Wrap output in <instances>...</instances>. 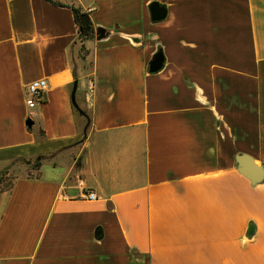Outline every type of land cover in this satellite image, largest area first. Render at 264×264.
Returning a JSON list of instances; mask_svg holds the SVG:
<instances>
[{
  "label": "crops",
  "instance_id": "1",
  "mask_svg": "<svg viewBox=\"0 0 264 264\" xmlns=\"http://www.w3.org/2000/svg\"><path fill=\"white\" fill-rule=\"evenodd\" d=\"M55 1L0 0V264H264V0Z\"/></svg>",
  "mask_w": 264,
  "mask_h": 264
},
{
  "label": "water",
  "instance_id": "2",
  "mask_svg": "<svg viewBox=\"0 0 264 264\" xmlns=\"http://www.w3.org/2000/svg\"><path fill=\"white\" fill-rule=\"evenodd\" d=\"M149 11L151 14V19L154 22H159L164 20L167 17L168 10L165 5H162L159 2H152L149 5ZM165 65V54L162 48H159L152 59L149 62V72L157 73L164 68ZM78 87V80H75L71 98L74 106L78 109L79 113L86 115L84 111L80 109L76 102V92ZM26 124L29 128L34 125V120L29 117L26 121ZM236 162L238 168L242 174L251 180L253 184H258L264 180V166L259 165L255 162L254 158L248 154H239L236 156Z\"/></svg>",
  "mask_w": 264,
  "mask_h": 264
},
{
  "label": "built area",
  "instance_id": "3",
  "mask_svg": "<svg viewBox=\"0 0 264 264\" xmlns=\"http://www.w3.org/2000/svg\"><path fill=\"white\" fill-rule=\"evenodd\" d=\"M48 86L47 79H36L31 81L26 86V94H27V104L30 108H36L38 105H40L43 102V95L44 91ZM96 82L94 78H90L88 80V86L86 90V99L88 103H92V99L94 97ZM85 198L88 199H96L97 195L93 191H89L84 194Z\"/></svg>",
  "mask_w": 264,
  "mask_h": 264
},
{
  "label": "trees",
  "instance_id": "4",
  "mask_svg": "<svg viewBox=\"0 0 264 264\" xmlns=\"http://www.w3.org/2000/svg\"><path fill=\"white\" fill-rule=\"evenodd\" d=\"M51 2L57 4V5H61L60 3H58L55 0H50ZM73 10V14H74V21L77 25L78 28V40L81 42V48L82 51L84 53L88 52V49L86 47L85 42L89 39H92L94 37V33H95V29H94V24L92 21V18L90 16V13L86 10H84L83 8L79 7V6H74L71 5L70 6ZM44 156H38V163L36 165V167H40L41 165V159H43ZM27 164H30V160H24ZM1 183V182H0ZM2 190H0L1 193Z\"/></svg>",
  "mask_w": 264,
  "mask_h": 264
},
{
  "label": "rangeland",
  "instance_id": "5",
  "mask_svg": "<svg viewBox=\"0 0 264 264\" xmlns=\"http://www.w3.org/2000/svg\"><path fill=\"white\" fill-rule=\"evenodd\" d=\"M30 162L31 163L28 165L25 161L24 162L22 161V163H23L22 165L23 166L27 165L29 167L36 168V165L38 163V159L37 158L32 159ZM16 166H18V165H16ZM14 172L16 173V172H20V171L17 170ZM30 172H31V170H30ZM11 179H12V174L8 176V175H6L5 172L0 171V182H1L0 183V190H3L4 188H8V186L11 184V181H12Z\"/></svg>",
  "mask_w": 264,
  "mask_h": 264
}]
</instances>
